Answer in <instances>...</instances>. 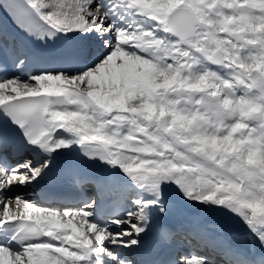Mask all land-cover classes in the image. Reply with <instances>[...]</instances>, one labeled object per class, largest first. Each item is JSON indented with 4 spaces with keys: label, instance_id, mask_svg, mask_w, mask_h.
<instances>
[{
    "label": "snow or ice",
    "instance_id": "1",
    "mask_svg": "<svg viewBox=\"0 0 264 264\" xmlns=\"http://www.w3.org/2000/svg\"><path fill=\"white\" fill-rule=\"evenodd\" d=\"M0 8L45 47L76 38L36 74L0 26V264H264V0ZM62 184L84 195L43 206Z\"/></svg>",
    "mask_w": 264,
    "mask_h": 264
},
{
    "label": "bare ground",
    "instance_id": "2",
    "mask_svg": "<svg viewBox=\"0 0 264 264\" xmlns=\"http://www.w3.org/2000/svg\"><path fill=\"white\" fill-rule=\"evenodd\" d=\"M232 2H233V3H237V0H232ZM243 2L246 3V2H248V0H243ZM143 19H144L143 17L136 16V17H133V22H138V21H141V20H143ZM255 31H256V32H264V25H257ZM80 39L83 40L84 38H80ZM258 64H259V62H257V65H258ZM262 65H263V64H262ZM261 67H264V66H261V65H260L259 68H261ZM257 71H258V69H257ZM149 84H150V81H149ZM17 189H18V190H17ZM14 191H17V192H21V191H22V192H26V193L29 194V198L36 200L35 197H34V194L32 193V187H28V188H20L19 186H16V187L14 188ZM203 219L205 220L206 223H211L212 221L215 220V218L207 217L206 215L203 216ZM195 255H196V254H195Z\"/></svg>",
    "mask_w": 264,
    "mask_h": 264
},
{
    "label": "rangeland",
    "instance_id": "3",
    "mask_svg": "<svg viewBox=\"0 0 264 264\" xmlns=\"http://www.w3.org/2000/svg\"><path fill=\"white\" fill-rule=\"evenodd\" d=\"M238 2H240V0H237V3H238ZM229 26H231V24H230ZM262 64H263V65H262ZM260 65H261V66H264V62H259V64H258V65L256 64V67H255V69H254V70H255V71H257V69H258V71H259V70H260V68H259V67H260ZM17 190H18V189H17Z\"/></svg>",
    "mask_w": 264,
    "mask_h": 264
}]
</instances>
